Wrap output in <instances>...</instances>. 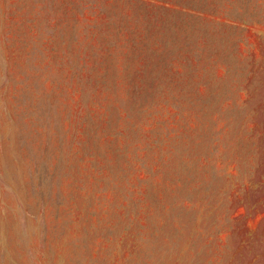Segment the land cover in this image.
Returning a JSON list of instances; mask_svg holds the SVG:
<instances>
[{"label": "rangeland", "instance_id": "374dc122", "mask_svg": "<svg viewBox=\"0 0 264 264\" xmlns=\"http://www.w3.org/2000/svg\"><path fill=\"white\" fill-rule=\"evenodd\" d=\"M0 264H264V0H0Z\"/></svg>", "mask_w": 264, "mask_h": 264}]
</instances>
